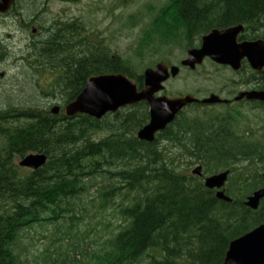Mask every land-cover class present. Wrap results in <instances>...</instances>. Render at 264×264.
Instances as JSON below:
<instances>
[{"label":"trees","instance_id":"1","mask_svg":"<svg viewBox=\"0 0 264 264\" xmlns=\"http://www.w3.org/2000/svg\"><path fill=\"white\" fill-rule=\"evenodd\" d=\"M127 19L139 25L137 59L160 55L171 46L186 51L211 29L236 24L244 25L241 38H264V0L146 1ZM76 20L74 29L55 31L38 48L61 71L48 87L50 92L57 85L63 90L60 107L92 75L121 72L142 88L141 69L89 27L85 48H80ZM74 39L76 47L70 46ZM4 55L0 49V60ZM210 66L226 68L211 61ZM256 79L264 89V78ZM263 105L249 107L264 110ZM42 107H13L0 115V264H26L23 241L36 228L51 226L62 240L90 212L103 223L116 219V224L106 236L95 234L96 247L79 251L82 264H223L229 242L264 222V198L256 209L245 204L263 185L264 134L250 123L243 104H189L151 142L136 136L149 119L145 101L100 119ZM101 132L106 134L97 137ZM32 152L47 156L38 169L15 163ZM196 165L200 175L190 169ZM224 170L229 171L224 185L229 202L203 183L205 176Z\"/></svg>","mask_w":264,"mask_h":264},{"label":"rangeland","instance_id":"2","mask_svg":"<svg viewBox=\"0 0 264 264\" xmlns=\"http://www.w3.org/2000/svg\"><path fill=\"white\" fill-rule=\"evenodd\" d=\"M44 3L47 14L57 16L53 20L54 27L46 26L41 36L36 39L25 36L27 22L22 14H36V2ZM157 0H137L134 3L123 5L119 0H24L18 4L12 16L6 19L0 17V49L5 54L0 60V74L5 72V79L0 77V112L9 108L23 110L25 107L36 106L51 109L54 105H62L63 90L56 86L48 91L52 84L54 74L47 69H56L54 59H45L39 55L41 42L56 32L62 34L63 28L68 24L61 21L58 15L65 17L82 16L85 28L89 27L97 36L107 43L112 50H116L122 56L131 59L137 69L143 71L149 64L155 65L160 58L166 59L168 65H180V60L186 55V51L179 47H166L165 51L158 55H146L141 59L136 58L135 41L139 34V25L132 26L128 22V15L136 11L146 2ZM5 15V14H0ZM17 17V18H15ZM18 19L23 20L24 27L18 28L15 24ZM48 20V19H46ZM70 46L76 47V39ZM152 67V66H150ZM34 68V69H33ZM45 69V70H44ZM43 70V71H42ZM40 73V74H39ZM39 74V75H38ZM61 74V73H60ZM63 75V74H62ZM241 78L238 72L230 68L214 69L208 62H203L195 69L180 67L179 73L169 78L165 83V94L179 96L194 92L196 97L208 96L210 93L228 97V91L242 88L232 82ZM39 80V86H38ZM228 86V87H227ZM164 90V91H165ZM43 91H45L43 93ZM57 92V93H56ZM224 108L223 106H217ZM247 115L259 133L264 134V110H250L249 106H243ZM106 132L97 135L103 136ZM174 150V149H173ZM20 158L15 159L18 164ZM192 166L190 169H193ZM96 212H90L83 216L81 224L71 228L62 240L54 236L53 227L36 228L30 232L31 239L23 241V256L26 264H82L85 260L79 251H90L96 247L95 234L107 235V229L115 226L116 219H110L109 223L98 220ZM107 216V215H106ZM109 219V216H107ZM106 221V222H107ZM110 224V225H109ZM109 225V226H108ZM108 226V227H107ZM79 227V228H78ZM84 230V231H83ZM60 243V244H59Z\"/></svg>","mask_w":264,"mask_h":264},{"label":"water","instance_id":"3","mask_svg":"<svg viewBox=\"0 0 264 264\" xmlns=\"http://www.w3.org/2000/svg\"><path fill=\"white\" fill-rule=\"evenodd\" d=\"M13 2L14 0H0V13H5ZM243 28L242 24H236L223 29H212L201 37L198 47L187 49L180 65L194 69L207 57L217 64L229 66L237 71L241 68V60L246 59L252 69L261 71L264 67V39L238 42L237 37ZM179 70V65H168L158 61L153 67H146L143 70V87L140 89L133 78L121 72L92 75L87 78L84 88L76 97L64 106V114L66 116L87 114L100 119L108 112L146 101L149 119L137 130L136 136L140 140L151 142L156 133L173 121L187 104L231 101L216 93H210L204 98H196L190 93L173 97L160 94L164 89L163 83L170 77H175ZM243 98L264 101V89L241 90L233 99ZM59 109V106H54L51 111L56 114ZM45 162V154L32 152L22 157L19 165L36 170ZM192 173L200 175L201 167L196 165ZM228 173V170H224L207 175L203 178V183L207 188L216 189V196L219 199L229 202L232 199L224 193ZM262 177V187L253 191L245 200V204L252 209H256L260 200L264 198V171ZM223 264H264V222L229 242Z\"/></svg>","mask_w":264,"mask_h":264},{"label":"flooded vegetation","instance_id":"4","mask_svg":"<svg viewBox=\"0 0 264 264\" xmlns=\"http://www.w3.org/2000/svg\"><path fill=\"white\" fill-rule=\"evenodd\" d=\"M23 1L24 0H14V2L10 6V9L7 10L4 13L5 15H0V17L6 19L7 16H12L11 15V12H13V11L11 9H12L13 4L17 3V5H18V4H21V2H23ZM47 11H48V9L47 8H44V3H42L41 1H37L36 2V10H35V12H36V14L41 13L40 16L39 15H34V14H24V13L22 14L23 19H25V22H27L26 32H23L25 34V36H27L29 38H32V39H36L39 36L43 35L42 32H43V29L46 26L54 27L53 20L57 19V16L49 15V14H47ZM15 18H17V17H15ZM58 18L61 21H63L66 24H68L67 26H72L71 29H74L76 27V24H77V20L76 19L78 18V21H79V30H80L79 32H82V39L80 38V40H79V46H80V48L81 47L85 48V39H84L85 38L84 37L85 36L84 35V33H85V24H84L83 17L82 16H79V17L70 16V17L63 18L62 16L58 15ZM46 19H48V20H46ZM22 21L23 20L18 19V23H16L15 25L18 28L24 27V24L22 25ZM223 28H226V27H223ZM223 28H213V29H223ZM243 30H244V28H243ZM243 30L239 33V35L237 37V41L238 42H240V41H250V40H254V38H252V39L241 38V33L243 32ZM63 31L64 32H67V30H63ZM255 39H257V38H255ZM204 61L205 62H208L209 64H210V61L212 62V60L209 59V58H207V57L204 58L203 62ZM198 66L199 65H197L196 67H198ZM184 67L187 68V66H184ZM242 67H245V72H242L241 71V68ZM226 68H230V67L229 66H226ZM241 68L239 70H237V71H234V70L233 71L234 72H240L241 74L240 73L239 74L242 76V80L243 79L244 80L240 84H231V85H235V87L238 86V87L242 88L241 89L242 91L243 90H253V89L263 90V89H260L259 88L260 87V84L258 85L256 83H254L253 79L254 80H257L256 77H258V79L264 78V67L262 68L261 71L254 70V69H252V67L250 66L249 62L246 59H242L241 60ZM47 70L54 74V78L55 77L57 78L60 75V73H61V71L58 70V69H47ZM252 71L257 72V73H255L256 77L255 76H252L251 78L250 77H247V76H249V73H251ZM6 76H8V74H5V72H3V74L2 73L0 74L1 79H3V78L5 79ZM238 91H240V90H234V89H232L231 91H228V93H229L228 94V97H223V98H226V99L231 100V101H229L227 103H220V104H229V105L243 104V106H251V104H253L254 102H256V103L257 102L258 103L260 102V103H263L264 104V101H260V100H247V99H244V98L243 99H240V100H234L233 98H234V96H236V94L238 93ZM204 97H206V96H204ZM200 98H203V97H200ZM200 104H202V103H200ZM58 106L60 107V105H58ZM63 107L62 108L60 107L58 113L59 112H63ZM0 115L3 116V115H5V113L4 112H0ZM12 116H14V114L12 112L9 113V117L11 118ZM16 116H21V114H15V117Z\"/></svg>","mask_w":264,"mask_h":264},{"label":"bare ground","instance_id":"5","mask_svg":"<svg viewBox=\"0 0 264 264\" xmlns=\"http://www.w3.org/2000/svg\"><path fill=\"white\" fill-rule=\"evenodd\" d=\"M2 14H4V13H2ZM243 25V24H242ZM244 26V25H243ZM84 46V45H83ZM57 93V92H56ZM54 106H58V105H54ZM53 106V107H54ZM52 109V108H51ZM51 109H50V111H51ZM52 112V111H51ZM53 113V112H52ZM44 154V153H43ZM46 155V154H45ZM46 161H47V156H46Z\"/></svg>","mask_w":264,"mask_h":264}]
</instances>
